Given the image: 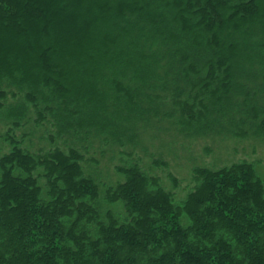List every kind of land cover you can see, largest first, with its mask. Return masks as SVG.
Segmentation results:
<instances>
[{
  "label": "trees",
  "instance_id": "obj_1",
  "mask_svg": "<svg viewBox=\"0 0 264 264\" xmlns=\"http://www.w3.org/2000/svg\"><path fill=\"white\" fill-rule=\"evenodd\" d=\"M31 111L63 141L4 135L0 264H264L261 161L193 166L178 197L132 158L102 183L77 145L263 141L264 0H0V126Z\"/></svg>",
  "mask_w": 264,
  "mask_h": 264
},
{
  "label": "rangeland",
  "instance_id": "obj_2",
  "mask_svg": "<svg viewBox=\"0 0 264 264\" xmlns=\"http://www.w3.org/2000/svg\"><path fill=\"white\" fill-rule=\"evenodd\" d=\"M21 126H0V144L6 133L17 139L25 137V144L30 145L32 151L38 148H48L59 144L63 139L54 137V131L45 120L36 122L33 111L21 123ZM168 122H161L152 129L145 131L141 137L142 143L130 148L126 145L118 147L104 144L99 140H90L77 145L86 146L87 152L81 150L84 157V169L98 175L99 180L112 185L122 180V176L115 171L116 166L126 165L129 161L138 160L140 166L151 174L158 175L166 188L172 189L168 174L176 177L179 186L177 196L184 194V185L190 182V171L193 166L219 167L233 161H261L256 165L260 170L264 165V140H240L222 137H197L175 135ZM54 138H52V137ZM131 151V154H129ZM164 161L166 166L153 167L152 161ZM261 165V166H260ZM258 170V171H259Z\"/></svg>",
  "mask_w": 264,
  "mask_h": 264
}]
</instances>
